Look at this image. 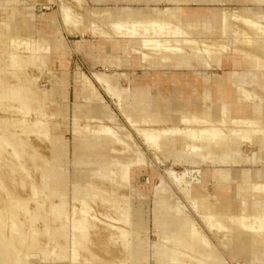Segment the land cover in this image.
Wrapping results in <instances>:
<instances>
[{
    "label": "rangeland",
    "instance_id": "obj_1",
    "mask_svg": "<svg viewBox=\"0 0 264 264\" xmlns=\"http://www.w3.org/2000/svg\"><path fill=\"white\" fill-rule=\"evenodd\" d=\"M61 1H62V3H61ZM151 1H153L154 3L161 4L164 7H162V8H159L157 6L151 7L149 9L150 13L151 12L154 13L155 9H158L161 11V10H164V9L170 8V7L176 8L175 4H173L172 2L166 1V0H162V1L151 0ZM232 2H241V6H238V7L244 8L247 10L251 9L250 10L251 12L256 11L259 13H264V0H231L230 2H225V3L214 2V3H207V4L224 5V6H222V8H225L226 11L230 12V8L232 6H225V5L228 3L230 4ZM125 3L126 2H120L119 0H0V85H3V86L8 85L9 86V88L6 89L7 94L4 93V96L2 95V97H0V119H2V120H0V126H1L0 127V129H1L0 135L2 133H4L2 135L6 136L9 134L8 136L11 137L13 135L10 133H12V130H14L13 133L19 135V136L14 135V137L15 138L16 137H20V138L22 137L21 138L22 140L20 139L19 141L20 142L22 141V143L25 144V147L27 146L26 148L28 149L27 152L25 151V153H26L25 158H24V156H22L21 160L13 158V155H11V158H10V155H7L4 150L1 151L2 154L0 155V181L2 182L3 186H5L9 190L10 193L15 192L13 194H16L17 196L19 193V196L21 198H24L27 200L30 198L29 200H31L33 202L32 203L31 201H27L26 203L23 204V206H21V208H18V210L16 211L18 221L19 222L21 221L22 224L24 222H26L23 224V227L21 230V232L23 231V235H25V237H26L25 238L26 241L24 240L25 243L22 242V244H19L20 242H17L19 247L21 245L20 249L23 247L22 250H20L21 254L23 253L22 254L23 256H20L19 260L21 261L22 264L23 263L28 264V260L25 259V257H27L28 254H31L32 252H34L33 256L39 255V251H40V254L42 252L43 253L45 252L46 253L45 255H47V257H48V253H49V255H51L47 259L49 261L52 258H54L55 256H57V257H59V255L64 256V253H66L67 251L68 252L72 251V245L70 244V242L72 243V241H71L70 237H68V238H67V236L62 237L61 235H60V237H57V236H59V234L58 235L56 234L57 236L54 235L55 233H57L58 230L55 232L56 229H55V227H54L55 230L53 229L52 224L54 222L58 223L57 221H55L58 218L55 217L53 215V213H52V215H50V214H51V209H52L51 207H53L55 205L54 203L57 204V201H59L58 200L59 198L54 197V196H50V194L52 192L48 193V192H50L49 190H51L50 188H48V185H49V187L51 185V188H52L51 183L43 182L42 180L37 181L35 179L34 175L36 173L42 171V168H40L39 166L42 167L43 164L49 165L50 161L55 160L58 163L61 171L64 174H67V177H68L69 184L66 187V191H67L66 192L67 193V214L70 218L71 217L72 218L79 217L78 212L79 211L82 212L81 197H79V196L76 198L73 197L74 196L73 195V184H74L73 181L79 182V178H81V177H86L88 179L91 177L93 178V176H94L93 174L95 173V168H94V166H91V168H89L88 164H86L84 157H83L84 159L81 158L79 160H75V149L77 147H79L80 150H84L83 152L89 153V152L93 151V150L90 151V149H92V148L94 149L97 145H99L101 148L99 141L101 140V142H102L103 136H100V135L105 134V133H103V130L101 129V127L105 123L103 126L106 127V125H108L107 126L108 128L112 127L114 132H113V130L111 132V129H112L111 128L110 132H108V135L105 134L104 139H107V140L109 139L110 142L108 140L107 141L108 144H105L106 145L105 147L107 149H105V147H103V146H102L103 148H101V149H99V147H96L99 149V151H101V150L103 151V149L106 151H109L110 147L113 146L112 145L113 140L111 139V138H113V136H114L115 142H117L116 140L118 137H120V138L122 137L121 139H123L124 142L123 143H115V144L113 143L114 146L111 149V153H109V152L108 153L110 155H112L113 154L112 152L116 153L118 151H120V152L122 151V152H124V154L122 156L124 157V155H126L125 158L127 157V159L128 158H131V159L136 158V156H134V155L140 154L141 155L140 157H142L143 159H142L141 164L134 165L131 168V173H130L131 174V182H130V184H127V185H129V192H130L129 197L124 196V194H126L128 191L126 188H118V189L113 188L114 189L113 190L112 186L109 185L108 181H107L108 183H106V184L102 183L101 185L99 184V185L94 186V184H96L97 182L98 183L104 182V179L98 178L96 180V178H95L96 176L94 177L95 180H94V178L92 179L93 184L91 183L92 184L91 188L93 186V188H95L97 190L95 191V190L91 189V192L93 194H97V195L94 197L95 199L94 198L91 199L92 198L91 196L88 198V201L90 200V202H88V208H89L88 213L89 214L87 213V215L85 217H87L86 221L88 220V223L94 222V225L91 223L88 224L91 226V228L89 231V235L87 236L88 239L87 238L85 239L86 241H88L87 242L88 244H86V243L85 244L89 245V247H94L98 253H96V255L94 254L95 257L92 258L91 256H94V255L90 254L89 251L84 250V246H82V248H81V246H79L78 248H80V249H78V252H79L78 254H80V255H78V260L83 263L84 260L87 258L88 260L87 259L86 260L90 264H115L112 261L108 262L111 259L108 257L113 256L112 253L113 254L117 253L116 255L120 254V251L122 250L120 247L122 246L123 250H124L123 253L125 254L124 256H125V258H127V260H125L126 261L125 264H143V262L146 264H154L155 260H154V257L152 255L153 250L148 246L150 243L149 238L146 239V245L144 246L143 249H141L143 251V255L141 258L135 257V260L132 259L131 255H130V251H126L124 248L128 244V242H130V241L132 243L131 246L134 245L135 242L137 243V240H136L137 233L141 234L143 231H145V233H147L148 237L152 236V238L150 237L151 240L154 239V237H153V235L155 234L154 207H155L156 197L153 194H155V191H157V189L161 192L160 186L161 187L164 186L162 188V192L166 191L165 192L166 194L170 193L172 196L174 195V197H172L171 195H169V197L171 196L172 198H174L175 201H176V199L177 200L179 199L178 201L184 206V211L189 215L191 214L190 217L195 222V224L197 225V228L199 229L201 235H203L210 242V244L212 243L211 248L210 249L208 248L209 253L212 250H213V252L215 251V253H217L218 255H220V257H222L224 259L226 264H241V260L239 262L235 258H233L230 255V249H228L225 246V244L222 242V238L225 237V235H226L225 232H223V231L218 232L216 226H215V228H214V226H210V223H209L210 221L207 220L206 218H203V217H205V215L202 216V214L199 213L200 211L195 209V207L193 205L194 204L193 200L184 194V191H182L183 190L182 187L178 184V183H180L178 180H179V177L185 176L186 180L189 181L191 179L192 181L196 182L197 178H198V167L199 166L200 167L201 166H203V167L213 166V168L214 167L217 168L218 166H220V167L225 168V169H228V168L229 169H233V168L252 169L253 167L262 168L263 171L261 172V174L258 175V177H259L260 181H264V164L262 163V160H263L262 154L260 152H258V161L253 166L250 164H246L244 166H242V165L241 166H231V164L223 165L220 162L221 160L215 155L216 153L213 151L214 148H217V147L219 148L220 147L219 142L224 140V136L218 135V136H215L216 137L215 139L214 138L211 139L212 143L211 142L209 143V146H210V144L215 146L214 148H212V146H210L211 147L210 149L213 151L212 152L213 153L212 158L204 159L209 149L207 150V149L203 148L201 155L198 156L199 157L198 161L201 160L200 164H197V165L196 164H187L183 159L180 158V156H178L179 152L178 151L175 152L172 149H171L172 151L170 153V157L166 158L165 148L158 149L155 146H153L152 144H148L145 136L140 134V131H137L139 129L145 130V131H148L149 129L150 130H160L161 127L163 126L162 120L157 119L158 115L151 116V114H149L148 110L142 111V109H141L142 105L140 102L141 101L147 102V101H149V98H147V97L138 98L137 97V96L142 95L144 93L147 94V93L151 92V89L145 88V87H133V88H131L130 87V84H131L130 80H131L132 73L127 74L126 72H124L125 71L124 69L133 66L131 64L130 60H132V61L134 60L136 62H139L140 64H142L141 65L142 67L143 66L147 67L144 69H149V70L186 69L185 66L183 65V63L185 61H188V63H191V65H193L192 69H194V70L200 69V68L201 69L202 68L211 69V68H213V66H219L220 67L224 59H222L219 62H215V61H213V58H214L213 54L218 56L217 55L218 53L219 54H224V53L226 54L227 53L226 56H229V58H232V57H234V55H233L234 50L232 48H235L236 50L238 49L240 51H241V49L251 50L253 48L252 44L246 42L247 37H246V35H244L242 33L243 31L248 32L250 38H252L254 40L264 41V34L261 32H257V30H259L260 28H262V31L264 30V17L262 16V14L260 15V17L253 16L252 17L253 20H257V21L260 20V22L256 23V26H254V27L251 26V24L248 25L246 23L245 24L229 23V25H226L225 28H223V29L217 28L211 34H207L208 32H206V30L204 29V26L207 24H204L203 21L202 22L201 21H199V22H190L189 21L188 23L184 24L187 27L185 26L186 29L181 30V32H182L181 34H172V32H171L172 30L170 29L169 30L170 32H168V30L165 29L166 27L163 26V24H161L160 22L152 23V21L151 22L146 21L144 23H124L122 25H119L117 28L114 26H112V27L109 26V24H106L107 22L103 21V19L99 20L97 18L96 19L92 18V16L89 14V12H90L93 15V14H95L94 11L97 12V10H99L97 12V14H98L101 11L105 12L106 9H109V8L111 9L114 7L115 8L118 7V9L125 8L126 10L130 9V7H135V6H122V7H120L121 5H124ZM197 3L201 4L199 2H197ZM197 3L195 1V2H191L190 4H197ZM170 4H172V6H170ZM190 4H188V5H190ZM61 5L63 6V8L64 7L66 8L69 16L72 18L69 26H67L66 22L64 21L63 11H62ZM233 6H236V5H233ZM103 7L106 9L104 10ZM99 8L100 9L102 8V10H100ZM138 8H141V7H138ZM180 8H184V7H180ZM84 10L86 11V13L88 11V13L87 14L84 13L85 12ZM43 12H45L46 14H53V16H55V18H56L54 20L55 25L53 28H50L49 26L46 27L45 21H43V24L39 26V27L43 28L44 32H48L47 35H45L44 32L42 33L39 31L36 34H33V31H31V30H33V27L30 25H28L26 28H28V30H30L31 32L28 33L27 31H25L26 29L25 30L22 29V28H24V26H25V24L29 18L34 20L37 17V15H36L37 13H41V14H39V17L44 18L45 14ZM177 17H179L181 19V21L184 20L180 16H177ZM21 18H22V21H24L25 23L23 22V24H21V22H22ZM82 19H83V24H86V26L83 24H80L81 27H79L80 26L79 23H81ZM37 20H42V19H37ZM88 20L89 21L92 20V21L89 22ZM184 21H186V20H184ZM84 26H85V30L87 29L86 31L84 30L85 32L82 30V29H84ZM87 26H88V28H86ZM68 27H69V29H67ZM70 27H72L73 29ZM79 28H82V29L80 30ZM194 28L201 29L200 31L203 34L199 30L197 31ZM75 29L80 30V31H76ZM184 30L186 31L185 33L183 32ZM187 30L188 31L191 30L190 32H195V34L194 35H187ZM82 31L84 33H82ZM109 31H111L112 33ZM56 32H58V35L61 37L65 36L64 37L65 39L63 37H62V39L57 37ZM71 32H73V33H71ZM78 32H79V34H77ZM123 32H124V34H123L124 37H121ZM48 34H51V36L52 35H55V36H53L52 37L53 39H52V38H50L51 36ZM47 36H49V37H47ZM113 37L114 38L117 37V38L121 39V40L116 39V42H114L115 45L113 44V47H112V48H115V47L118 48V50H117L118 55L115 53V51L112 48H106L101 43L99 45H93V44H98L99 42H105L108 45L109 41L107 39L112 40ZM142 39L146 40V42L142 41L143 44L141 43ZM148 39L156 40L155 44H157V45L160 44V45H162V47L165 46L164 47L165 49L164 48L163 49L158 48L159 50L161 49L160 51L164 54H165V52L168 54H174V53L178 54V51L171 50L172 46H173V48H175L174 45H176V47L178 45L180 48L181 47L184 48V51H183L184 53L186 52L189 54H193V53L197 52V54H195V55H198V53H199V56L196 57V56L192 55L191 57L188 56V57L180 58V60H178L176 65H175V63L172 62L171 59L168 61L166 60L165 62H162L159 59H156V60L151 59V61L149 62V60H144V59L138 58V55L136 56V54H135V56L129 58L128 60L125 59L126 58L125 54L128 51V50H126L127 49L126 47H128V46H125V45L130 44L133 40H136L138 43L136 42V43L132 44L131 46L133 47V50L135 49L138 52V51H140L141 46H143V48L151 46V45L147 46L149 44L147 42ZM77 40H80V42H78ZM150 40H148V41L150 42ZM157 41L159 44L157 43ZM167 41L170 42L169 45H168ZM219 41H221V43L218 44V47H217V45L214 46L211 44L212 42H219ZM165 44L167 46H169V48H171V49L167 48V46ZM133 45H136V46H133ZM144 45H146V46H144ZM160 45L158 47H161ZM139 46H140V48H139ZM221 47H223V49ZM217 49H219V50H217ZM220 49H222V51H223L222 53H221ZM133 50L131 48L132 52H129V53L130 54L136 53V52H134L135 50L134 51ZM213 50L214 51L217 50L218 52L216 51L217 53L216 52L214 53ZM225 50H227V51H225ZM206 51L210 52L211 54L207 53ZM261 53H263V52H261ZM208 54H209V56L212 55L211 56L212 58H207V57H209ZM202 55H205L206 57L202 56ZM262 56L264 57V55H262ZM107 59L110 60L111 62L107 61ZM30 60H32V61H30ZM116 61L119 63L127 62L128 66L126 65V66H122V67H117L113 63ZM206 63L208 64V66H205ZM169 65H171V66H169ZM120 69H123L124 71H119ZM96 72H98V73L104 72L103 74L106 73L107 75L115 77L114 79L118 80V82H117L118 84L116 85L117 86V89H116L117 94H120L122 91H124L123 89H125L127 91L126 97H125V100H126L125 105H127L128 113L124 109L123 110L125 111V113H124V111H122L120 109L118 97H116L117 95H114L111 97V95L108 94L106 89H104V86L102 84H100V82L96 79V76H95ZM81 74H85L86 77L92 83H94L93 84L94 89L96 88L95 91L98 89L97 93H95V92L94 93H95V95L99 94L100 98H99V95L98 96L96 95L97 98H93L94 96L91 97L89 94H86V93H88L86 91H85L86 92L85 94H84V91L82 94V92H81L82 90L77 89V87L80 86V84H81L78 80L79 79L78 76H81ZM5 82L7 83V85ZM82 82H83V80H82ZM18 83L21 85H18ZM84 83H86V82H84ZM12 86H14L15 88L19 87V88L25 89L26 91H24V93L27 92V94H28L27 97L23 96L25 98L22 101L20 99L15 100L16 96L12 90ZM247 89L250 91V88L247 87ZM79 90H80V92H78ZM45 92H46V94H45ZM206 92L207 93L205 96L209 100L210 91H206ZM11 93L12 94L14 93L13 96ZM259 93L264 94V90L261 89V91H259ZM127 94H128V96H127ZM21 95H23V91H22ZM87 95L89 98L87 97ZM14 96H15V98H13ZM28 96H29V98H28ZM101 96L103 99H101ZM91 98H92V100L93 99H95V100L98 99V101L102 100V102H103L102 104L104 105V107H105V105L106 106L109 105L106 108L108 109V111L112 112V113L109 112L111 114V115L109 114V117L111 118L110 123L108 122L110 118L108 119V117L106 116L108 119V121H107L103 118L105 116L104 115L102 116V113L104 110L103 105L99 104L98 101L90 102ZM255 100H256V102L259 101L257 98H255ZM89 102L95 103V104L91 105ZM96 102H97V104H96ZM174 102H175L174 99H171V100L168 99L167 100L166 103H168V104H165V105H169L170 111L166 110L164 108L163 112L161 113V117H162V119H167L168 117H170V119H172L173 118L172 116H175L176 119L175 120L173 119L174 122L166 120V121H168L167 124H170V125L173 124L174 126L180 127V126L184 125V122H182V123L180 122L181 119L179 118V116H187L188 114H185L182 112L179 115L178 114L179 112L175 113L176 112L175 108H176L177 104H175ZM88 104H90V105H88ZM100 105L102 108V113H101V109H99L100 111L97 109L98 107L100 108ZM92 106L97 107V108H94ZM90 107H92L93 110L90 109ZM16 108H18V109H16ZM81 108L84 109V111ZM80 110H82V113ZM188 110L191 111L190 109H188ZM85 111H86V113H85ZM193 111H195V112L188 115L187 117H190L191 120H193L197 117V121L193 124V127L196 128V130H201V128H208V126L209 127L211 126L210 121H212L216 118L220 119L222 117L224 118L225 123H223L221 125H217L221 128H224L226 130L234 129V130H238V131H242V130L245 131V130L249 129V126H247L248 124H245L242 120V119H244V117L243 118L241 117L242 118L241 119L237 116H232V112H228V111L220 112L219 111L218 113H215L211 116L210 113H208V112L203 113V112L198 111L197 109L193 110ZM78 112L81 113L80 117L78 116ZM215 112H217V111H215ZM99 113H101V114L99 115ZM61 114H63V115H61ZM112 114L115 117H113ZM124 114H127V116ZM90 115H92L93 118L90 117ZM100 116H102V118L104 119V120L102 119L103 121L100 119L101 118ZM132 116H133L134 122L131 120ZM228 117L236 118L235 120H233L235 122H233V123L228 122L226 120V119H228ZM77 119H79L78 120V122H79L78 126H80V127H78L80 129H78V128L77 129L82 134L81 135L82 138L80 136L78 141H77V138H76L75 132H74V123L76 122ZM4 120H5V122H3ZM97 120H99V121L97 122ZM239 120H242L241 124L239 123ZM101 121H102V124H101ZM131 121L133 123H131ZM203 121H208V123H204ZM250 121H252V120H250ZM1 122L3 124H1ZM99 122H100V124H99ZM21 123H23V126ZM99 125L101 126L100 128H99ZM85 126H87V127H85ZM89 127H91V128L89 129ZM86 132L88 133V135ZM99 132H100V134H99ZM113 133H116V134H113ZM83 135H85V136H83ZM89 135H90V137H89ZM111 135H112V137H111ZM227 135H229L230 137H234V136L230 135V132H227ZM91 136H92V138H91ZM94 136L96 138H94ZM115 136H116V138H115ZM204 136L207 137V135H204ZM217 137H220L222 139L217 138ZM51 138L60 140L59 144H58V148L60 151L59 154L52 153V150H51L52 148L50 149V147H51L50 145H52L53 143H51L50 140L51 141H54V140ZM90 139H92V140H90ZM95 139L96 140L98 139L99 141L97 140V142H96ZM104 139H103V141H104ZM93 140L96 142V144L94 143ZM89 141L93 142L94 144L93 143L89 144ZM163 141H165V140L162 139L161 142H163ZM204 142H206V141H204ZM245 143H250V142L244 141V142H242L241 146ZM217 144H218V146H217ZM44 146H46V147L44 148ZM251 146H252L251 143L245 144L243 146V148H241L242 153L244 152L243 153L244 155H252V152H251V154H245V153H250V147ZM29 147L32 149V151H30ZM114 147L118 148V151ZM33 148H34V150H33ZM252 148H253V146H252ZM98 149L94 150L96 154H97L96 151ZM217 149H216V151H217ZM99 151H98V153H99ZM136 151H137V153H136ZM28 152H30L31 154L33 152L34 155H31ZM93 152L91 153V155L95 154ZM27 153L29 155H27ZM29 156H30V158H29ZM44 156H46V157H44ZM82 156H84V154ZM86 156H87V154L85 155V157ZM2 157H4V158H2ZM26 157L28 158V160H30L31 158H34L35 164H33V162H31V160H30L31 163L27 164L26 163V161H27ZM91 157H89V154H88V158L87 157L86 158L90 159ZM113 157L114 156H112V159H113ZM7 158H9V159H7ZM112 159L110 157L111 161H112ZM205 160H206V162H205ZM24 161L26 164L24 163ZM24 164L27 165V167L21 166V165L24 166ZM28 165H29V167H28ZM48 165H47L48 168L43 166L44 169L47 168V170H48L49 169ZM30 166L32 167L31 168L32 170L29 171ZM37 167H39V168H37ZM25 168L26 169L28 168V171ZM210 168L213 169L212 167H210ZM23 170H24V172H23ZM143 177H145V178H143ZM148 177H150V184L146 185L145 181L147 180L146 178H148ZM140 179H141V181H140ZM90 181H91V179H90ZM22 182L24 183L23 185H22ZM31 182H33V183H31ZM33 184H35L37 187ZM193 185H194L195 189H198L197 191H200V192H198L199 194L201 192L203 193V194L201 193L203 196L208 194L207 192L212 191V182L211 181H208L205 184L206 185L205 188H201L200 184H198V183H194ZM32 186H35L37 188L36 190H38V192H36L37 193L36 195H34L32 193V189H31ZM43 186H45L46 188L45 187L43 188ZM153 187H156L157 189H155ZM46 189H49V190H47V193L45 191ZM105 189H107L108 192H107V190L104 191ZM98 190H100L99 191L100 194H99ZM235 190H236V193H238L239 195L241 194V189L236 188ZM41 192H42V194H41V198H40V196H38V195H40ZM254 192H256V190ZM45 194H47V195L45 196ZM5 196H6L5 192H4L3 188H1V186H0V207L2 209V210L0 209L1 210L0 212L2 213V214L0 213V216L5 213V212L3 213V209H4L3 207H6L7 203H9L8 199H6L7 196L6 197ZM33 196H36V199L38 198L39 200H35V197L32 198ZM2 197H3V199H2ZM43 197H45L46 200H42V199H44ZM258 197L260 198L261 195H258ZM262 197H264V196H262ZM47 198L48 199L53 198L54 202L52 200H48ZM54 198H56V199H54ZM123 199H125V200H123ZM209 199H210L211 203L216 202V198L213 195L212 196L210 195ZM33 200H35V201H33ZM37 201L39 204L41 202L44 203V201L46 204L48 203L47 209L42 208V207H41L42 208L41 209L40 206L37 207V205H36V204H38ZM49 202L50 203L52 202L53 205H50ZM90 203H91V205H89ZM36 207L39 209H37ZM91 207H92V210H90ZM243 208L244 209L241 212L246 214V215L248 214V216L252 215V214H256V215L258 214L257 210H259V208L258 209L256 208L257 210L255 209L256 210L255 212H254V210H252V212H248L246 210L247 208L245 209L244 205H243ZM49 209H50V211H49ZM37 210H39V211L36 212ZM4 211H5V209H4ZM27 211H28V213H27ZM32 211H34L33 214L32 215L29 214V212L32 213ZM75 212L78 213L77 216H75V214H76ZM125 212L127 214H129L127 217L128 219L125 216L126 215ZM70 214H71V216H70ZM4 215L0 218H1V220L3 218V220L5 222L2 220L4 223L2 221H1V223L3 224L5 229H8V227L11 226V224H10V221L8 222V219H6V215L5 216ZM29 215H31L32 217L30 216L31 217L30 218ZM43 215H44V217H43ZM45 215H46V217H49V218H46V221L44 220ZM81 215H80V217H81ZM89 215H90V217L91 216L96 217L97 220L93 221L92 220L93 218H90ZM50 216H53V217L50 218ZM88 217H89V219H88ZM19 218H22V219H19ZM32 218H34V219L37 218L36 219L37 221L33 219L31 222ZM52 218L55 220L51 224L50 221L52 220ZM47 219H49V220H47ZM126 219H127V221H126ZM214 219H215L214 223H217V224L221 223V222H218V220H216V218H214ZM246 219H249L248 221L251 223L254 221V220H252V219H254V216H252V218L250 216H249V218L246 217ZM6 220H7V222H6ZM207 221H209V222H207ZM59 222H63L62 219H60ZM253 225H258V223L255 224V222H253ZM140 226H142L143 230L142 229L139 230ZM118 228H120V229H118ZM123 229H125L127 231L128 234H125V235H129L128 237H126V236L123 237L122 233H120L121 231H124ZM241 229H242V227H241ZM126 231H124V233H126ZM263 232H264V229H263ZM110 234H114L113 239L110 238L111 237ZM142 234H144V233H142ZM106 235H109V236H106ZM55 236L58 238V241H55V239L53 238ZM120 236H121V238H120ZM16 237H17V235H15L14 238H16ZM59 238H61V239H59ZM65 238H67L68 240ZM105 238H107L108 240H106ZM125 238H127V239H125ZM34 239L36 242L33 241ZM124 239L126 242L124 241ZM92 241H93V243H92ZM110 241L112 243H110ZM15 242H16V240H15ZM59 242L64 244L63 246H65L66 249L63 248ZM108 242H109V244H108ZM169 242H168L167 246L169 245ZM29 243H31V244H29ZM36 243L39 245H37ZM173 243H174V241L170 242V245H174ZM31 245H34L35 247L33 246L31 248L30 247ZM26 246H29L30 248L28 249V247H27V249H26ZM33 248H36V250L37 249H44V248L45 249H44V251L42 250V252H41V250H39V251L37 250L38 251L37 252L36 250H33ZM116 248L120 250V251L118 250L119 253L117 250H115ZM30 249H31V252L29 251ZM60 249H62V250H60ZM110 249L112 252L111 254L108 253V251H110ZM112 249H113V251H112ZM136 249L138 251L139 247H137ZM63 251H65V252L63 253ZM115 251H116V253H114ZM56 252L58 255L56 254ZM192 252H194L193 254H196V251H192ZM54 253H55V255H54ZM79 256H80V259H79ZM104 256L107 258H104ZM205 258H206V256H205ZM93 259L95 262L92 261ZM208 259H210V258H208ZM208 259L206 261L203 260L204 263H202V261L200 263L205 264L206 262L211 261V259L210 260H208ZM142 260H143V262H142ZM62 262H65L64 264H71L68 259L67 260L63 259ZM187 263L190 264V262H187ZM187 263H185V264H187ZM195 263L196 262H194L192 264H195ZM57 264H59V263H57ZM117 264H119V263H117ZM197 264H198V262H197ZM250 264H264V261H262V262L252 261Z\"/></svg>",
    "mask_w": 264,
    "mask_h": 264
},
{
    "label": "bare ground",
    "instance_id": "obj_2",
    "mask_svg": "<svg viewBox=\"0 0 264 264\" xmlns=\"http://www.w3.org/2000/svg\"><path fill=\"white\" fill-rule=\"evenodd\" d=\"M160 1H162V0H160ZM166 1H169V2H172L173 4H175L176 8L170 7V8H166L164 10H161V11L158 9H155V10L153 9L155 12L150 13L149 12L150 8L130 7V9L126 10L125 8L118 9V7H116V8L114 7L111 9L110 8L106 9L103 7L104 10L106 9L105 12L101 11L97 14V12L99 11V10H97V12L94 11V13H95V14H93L94 16L90 12H89V14L92 16V18H95V19L97 18L99 20L103 19V21L107 22L106 24H109V26H111V27L114 26V27L118 28L119 25H122L124 23H144L146 21H150V22L152 21V23L160 22L161 24H163V26L166 27L165 29H167L168 32H170L169 30L171 29L172 34H181L182 33L181 30L186 29L185 28L186 25H184V24L188 23L189 21H184V20L181 21V19L177 16H180L183 18V17H186L188 15L190 17V14H187L185 16V14H184V13H186L185 9L180 8V7H183V5H188L191 2H195V1H196V3L199 2L201 4H207V3H214V2L225 3V2H230L231 0H166ZM61 3H62V1H61ZM207 9H209V8H207ZM100 10H102V8ZM187 10H190V9L187 8ZM250 10L240 8L238 6H232L230 8V12L226 11L225 8H222V7L214 8L211 11V14L213 17L210 19L208 16V18H209L208 21L202 20L204 22V24H207L204 26V29L206 30V32H208L207 34H211L217 28H220V29L225 28L226 25H229V23H232V24H234V23L245 24L246 23L248 25L251 24V26L254 27V26H256V23L260 22V20H258V21L253 20L252 17L253 16L260 17L261 14L264 17V13H259L256 11L251 12ZM62 11H63L64 21L66 22V25L69 26L72 18L69 16L66 8L65 7L63 8V6H62ZM197 11H198V9H197ZM204 11L200 10L198 13L196 12L197 16L198 17H207L204 14ZM193 12H195L194 9H193ZM84 13H86V11ZM87 13H88V11H87ZM191 14H192L191 16L193 18L194 13H191ZM206 14H208V13L206 12ZM209 14H210V12H209ZM185 20H186V18H185ZM196 20H197V18H196ZM90 21H92V20H90ZM80 24H83V19H82L81 23H79V25ZM83 25L86 26V24H83ZM85 26H84V29H82V28H79V29L80 30L82 29L84 31ZM79 27H81V25ZM70 28H72V27H70ZM86 28H88V26ZM67 29H69V27ZM194 29L197 31L201 30V29H197V28H194ZM80 30H76V31H80ZM83 31H82V33L85 32V31L84 32ZM190 31L191 30H189V31L187 30V35H194L195 34V32H190ZM109 32H111V31H109ZM183 32L185 33L186 31L184 30ZM257 32H261L264 34V30L262 31V28L257 30ZM71 33H73V32H71ZM242 33L244 35H246V37H247L246 42L252 44L253 48L251 50L241 49V51L238 49L236 50L235 48H232L234 50V54H233L234 57H232V58L236 61L239 59L238 62H240L241 66H243L245 69V72L233 74V76L236 80L234 82V87H233V99L236 102L241 101V102L251 103V106H252L251 116L250 117H244V119H242L243 117L241 118L245 124H248L247 126H249V129H247L245 131H243V130L238 131V130H234V129L226 130L224 128H221L217 125H221V124L225 123V120L222 117L220 119L216 118V119L210 121V125H211L210 127L208 126V128H201V130H196V128L193 127V124L197 121V117L193 120H191L190 117H187L188 115L192 114L195 111H193V110L189 111L188 109L181 107L179 104H177V106L175 108V110H176L175 113L179 112L178 113L179 115L182 112L185 114H188L187 116H179V118L181 119L180 122L181 123L184 122V125L180 126V127L174 126L173 124L170 125V124H167L168 121H166V120L174 122V120L176 119L175 116H172L173 117L172 119H170V117H168L167 119H162V117H161V113L163 112L164 108L166 110L170 109L169 105H165V104H168V103H166L168 100L167 97L162 96V97L157 99V98L153 97L151 92H149L147 94L144 93L142 95L137 96L138 98H145V97L149 98V101H147V102H144V101L140 102L142 105V108H141L142 111L148 110V112H149V114H151V116L158 115L157 119L158 120L161 119L163 122V126L161 127L160 130H150L149 129L148 131H145V130L139 129L137 131H140V134L145 136L148 144H152L153 146H155L158 149L165 148L166 158L170 157V153L172 150L175 152L178 151L179 152L178 156H180V158L183 159L187 164H196L197 165V164L201 163V160L198 161V158H199L198 156L201 155L202 149L205 148V149H207V150L209 149V150H208L204 159L212 158V155H213L212 152L214 151L216 153L215 155L221 160L220 162L223 165L231 164V166H241V165L244 166L246 164H250L253 166L258 161V152H260L262 154V157H263L262 163L264 164V94L259 93V91H261V89L264 90V57L262 56V55H264V41H258V40H254V39L250 38L248 32H246V31H243ZM77 34H79V32ZM123 34H124V32L122 33L121 37H124ZM144 39L141 40V43H142V41L146 42V40H144ZM148 40H150V39H148ZM148 40H147V42L149 44L147 43L148 44L147 46H149V45H151V46L143 48V46L140 45L141 49L138 52L135 49H134L135 50L134 51L133 47L131 46L132 44L137 42L136 40H133L130 44L125 45V46H128V47H126L127 48L126 50H128V51L125 54V57H126L125 59L128 60L129 58L135 56V54H136V56L138 55V58H141L144 60H149V62L151 61V59H153V60L159 59L162 62H165L166 60L168 61L171 59L172 62L175 63V65H176V63L178 62V60H180V58L188 57V56L191 57L192 55H194L196 57L199 56V53H198V55H195V54H197V52L193 53V54H189L186 52L184 53L183 52L184 48L183 47L180 48L178 45H177V47H176V45H174L175 48H173V46L172 47L170 46L172 48L171 49L166 44L165 45L167 46V48H169L171 50L178 51V54H176V53L168 54L166 52L164 54L160 50L163 49L165 46L162 47V45H160L157 41V43L161 46V47H158L159 45L155 44L156 40L151 39L150 42ZM167 43L169 45L170 42L167 41ZM220 43H221V41L212 42L211 44L214 46L217 45V47H218V44H220ZM136 45H133V46H136ZM140 46H139V48H140ZM144 46H146V45H144ZM131 48L136 53L130 54L129 52H132ZM158 48H161V49L159 50ZM221 48L223 49V47H221ZM222 49H220L221 53L223 52ZM217 50H219V49H217ZM216 51H214V53ZM225 51H227V50H225ZM261 52H263V53H261ZM207 53H210V52H207ZM213 55H214L213 61H215V62H219L222 59H228L229 58V56H226L227 53L226 54L225 53L224 54L218 53L217 54L218 56H216L215 54H213ZM202 56H205V55H202ZM208 56H209V54H208ZM211 56L212 55H210L207 58H212ZM30 61H32V60H30ZM107 61L111 62L108 59H107ZM113 63L117 67H122V66H126V65L128 66L127 62L119 63L116 61ZM183 65L185 66L186 69H192V66H193V65H191V63H188V61H185L183 63ZM169 66H171V65H169ZM205 66H208V64L206 63ZM143 68H147V67L143 66ZM188 71H190V70H188ZM103 73L96 72L95 73L96 79L100 82V84H102L104 86V89H106V91L108 92V94L111 95V97L114 95H117L116 97H118L120 109L122 111L125 110L128 113L127 105H125L126 104L125 97H126L127 91L125 89H123L124 91H122L120 94H117V92H116L117 86L116 85L118 84L117 83L118 80L114 79L115 77H112V76L107 75L106 73L105 74H103ZM182 75H180V76H182ZM78 77H79L78 80L81 84H80V86H78L79 88L77 87V89H81L82 94H83V91H84V94L86 92H88L86 94H89L91 97L94 96L93 98H97V96L99 94H96L97 96L95 95V93H97L98 89L95 91L96 88L94 89V85H93L94 83H92L86 77L85 74H81V76H78ZM187 77H188V75H187ZM195 79L196 78H194V80ZM82 80H83V82H82ZM183 80H184V78H183ZM221 80H224V79H221ZM84 82H86V83H84ZM191 84H192V82H191ZM199 84H201V83H199ZM6 85H7V83H6ZM18 85H21V84L18 83ZM249 86L252 87V88H250V91L247 89V87L249 88ZM187 87H186V89H187ZM222 87H224V85ZM7 88H9L8 85L7 86L0 85V97H2V95L4 96V93L7 94V92H6ZM220 89H221V87H220ZM12 90L16 96V98H15V96L13 97V98H15V100L20 99L22 101L28 95L27 92L24 93V91H26L25 89H22L19 87L15 88L14 86H12ZM22 91H23V95H21ZM78 92H80V90ZM13 94H12V96H13ZM45 94H46V92H45ZM23 96H25V97H23ZM127 96H128V94H127ZM175 96H176V94H175ZM87 97H88V95H87ZM28 98H29V96H28ZM99 98H100V95H99ZM255 98H257L259 101L256 102ZM101 99H103L102 96H101ZM90 100H91L90 102L98 101V99L92 100V98ZM209 100H210V98H209ZM98 102H99V104L103 103L102 100L98 101ZM90 104L94 105L95 103H90ZM90 104H88V105H90ZM96 104H97V102H96ZM108 106L105 105V107H104V105H103V107H104L103 113L104 114L102 113L101 105H100V108L99 107L97 108L94 106H92V107L97 108L98 110L101 109L102 116L103 115L105 116L103 118L108 121V119L110 118L109 112H111V111H108V109L106 108ZM92 107H90V109H92ZM231 107L232 106L228 102L226 103V102H222V101L219 102L218 101V103L212 102L209 105L203 104L197 110L200 112H203V113L208 112L212 116L213 114L218 113L219 111L220 112H222V111L232 112ZM16 109H18V108H16ZM82 110L84 111V109H82ZM82 110H80L81 113H82ZM125 111H124V113H125ZM215 111H217V112H215ZM81 113L78 112L79 117L81 116ZM85 113H86V111H85ZM101 113H99V115ZM61 115H63V114H61ZM124 115L127 116V114H124ZM102 116H100L101 120L103 119ZM106 116L108 117V119ZM112 116H113V114H112ZM90 117H92V115H90ZM113 117H115V116H113ZM235 119L236 118L228 117V119H226V120L228 122L233 123V122H235V121H233ZM0 120H2V119H0ZM78 120L79 119H77L76 122L74 123V132H75V136L77 138V141L79 140L80 136L82 135L81 132L78 130V129H80V128H78V127H80V126H78V124H79ZM99 120H97V122ZM110 120H111V118L108 121L109 123H110ZM131 120L134 122L133 116H132ZM242 120H239L240 124H241ZM250 120H252V121H250ZM102 121H101V124H102ZM132 121H131V123H133ZM3 122H5V120ZM203 122L208 123V121H203ZM1 124H3V123L1 122ZM21 124L23 126V123H21ZM99 124H100V122H99ZM103 125H102V127L99 125V128L101 127V129L103 130V133L108 135V132H110V129L112 127L108 128L107 127L108 125H106V127ZM85 127H87V126H85ZM90 128L91 127H89V129ZM112 130H113V128L111 129V132H112ZM13 132H14V130H12V133H10L13 135V136L10 135L11 137L8 136L9 134L8 135L5 134L7 137L2 135L4 133H2L0 135V155L2 154L1 151L4 150L7 155H10V158H11V155H13V158L21 160L22 156H24V158H25V155H26L25 151L27 152L28 149L26 148L27 146L25 147V144H23L22 141L21 142L19 141L22 137L21 138L20 137L15 138L14 135H17V134H14ZM113 132H114V130H113ZM227 132H230V135H232L234 137H230L229 135H227ZM99 134H100V132H99ZM105 134L104 135L101 134L100 136H103L102 138L104 139ZM113 134H116V133H113ZM87 135H88V133H87ZM90 135H89V137H90ZM204 135H207V137H205ZM218 135L224 136V140L219 142V146H220L219 148L217 147L218 146V144H217L216 147L218 149L214 148L215 146L210 144V146H212V148H214L212 151L210 149L211 147L209 146V143L210 142L212 143L211 139H213V138L215 139L216 138L215 136H218ZM17 136H19V135H17ZM83 136H85V135H83ZM116 136H115V138H116ZM111 137H112V135H111ZM81 138H82V136H81ZM91 138H92V136H91ZM94 138H96V137L94 136ZM121 138L118 137L116 140L117 142H115L114 136L111 139L113 140L114 144L115 143H123L124 141ZM217 138H220V137H217ZM51 139H53V138H51ZM103 139H102V142H101V140L99 141L97 139L99 141V144L101 145V148L105 147L106 146L105 144H108L107 141L109 140V139L108 140L104 139V141H103ZM162 139L165 141L161 142ZM220 139H222V138H220ZM53 140L54 141L50 140V142L53 143L52 145H50L51 146L50 149L52 148L51 149L52 153L59 154L60 151L58 148V144H59L60 140L59 139H53ZM90 140H92V139H90ZM97 140L95 139L96 142H97ZM95 141H94V143L96 144ZM204 141H206V142H204ZM244 141H249L252 144V146L254 148L252 150V155H244L242 153L241 144ZM109 142H110V140H109ZM92 143L93 142L89 141V144H92ZM113 143H112V145L114 146ZM45 147L46 146H44V148ZM96 147H99V149H101L99 145H97ZM96 147L94 149L93 148L90 149V151L91 150L94 151L95 149H98ZM112 147H110L109 151H106L104 149H103V151L102 150L99 151V149H98L96 151L97 154L95 153V151L94 152L92 151L93 153H95L94 155H91L92 152H89V153L83 152L84 150H80L79 147H77L75 149V160L85 158V161H86V164H88V167L91 168V166H94V168H95V173L93 174L94 175L93 178L96 176L95 177L96 180L98 178L104 179V182H100V183L97 182L98 184L96 183V184H94V186L99 185V184L101 185L102 183L106 184L109 182V185L112 186V189L113 188L114 189L126 188L128 191L126 194H124V196L129 197V195H130L129 194L130 193L129 192V185H127V184H130V182H131V174H130L131 168L134 165L141 164L143 158L140 157L141 156L140 154H136V155H134V156H136V158H133V159L128 158L127 159V157L125 158L126 155H124V157L122 156L124 154V152L118 151V148H116V147H114V148H116L118 152H116V153L112 152L113 154L110 155L109 153H111ZM105 149H107V148L105 147ZM216 149H217V151H216ZM33 150H34V148H33ZM30 151H32L31 148H30ZM98 151H99V153H98ZM33 152H32V154L30 152H28V153H30L31 155H34ZM28 153H27V155H29ZM136 153H137V151H136ZM83 154H84V156H82ZM86 154H87V156H86L87 158H88V154H89V157H91V156L92 157L90 159H87L85 157ZM112 156H114L113 159H112ZM44 157H46V156H44ZM110 157H111L112 161L110 160ZM2 158H4V157H2ZM29 158H30V156H29ZM7 159H9V158H7ZM30 160H31V162H33V164H35L34 158H31ZM30 160H28V158H27L26 163L27 164L31 163ZM205 162H206V160H205ZM24 163H25V161H24ZM25 164H24V166L23 165H21V166L27 167V165H25ZM47 165L43 164L42 167L39 166L40 168H42V171L36 173L34 176H35V179L37 181L42 180L43 182H47V183L52 184V188H51V185H50V187L48 185V188H50L51 190L46 189L45 191H46V193H47V190L50 191L48 193L52 192L51 193L52 195L50 194V196H54V197L59 198L58 199L59 201H57V204L54 203L55 205L53 207H51L52 209H51V214H50V215H52V213H53V215L55 217H57L58 219L55 220L52 218L50 223L52 224L54 222V220L58 222V223L54 222L52 224L53 229H54V227L56 229V230L54 229L55 232L58 230L57 233H55L54 235L59 234V236H57V235L56 236L60 237V235H61L62 237L67 236V238L68 237L71 238L72 243L70 242V244L72 245V251L71 252L67 251L66 253H64L65 251H63L64 256H60V255H59V257L55 256L54 258H52L53 260L51 259L48 261L47 259L51 255H49V253H48V257H47V255H45L46 253L42 252V250L44 251L45 248L44 249H37L38 251L41 250L42 253L40 254V251H39V255L33 256L34 252H32L31 254H28V256L25 257V259L28 260V264H57V263H59V264L63 263L64 264L65 262H62L63 259H66V260L68 259L71 264H90L87 261L88 260L87 258H86L87 260L83 259L84 260L83 263L78 260V255H80V254H78L79 253L78 249H80L78 247L81 246V248H82V246H84V250L89 251V253L92 255H94V254L96 255V253H98L94 247H89V245H86V244H88L87 243L88 241L85 240L87 238V236L89 235V231L91 228V226L88 225L91 222L88 223V220L86 221L87 217H85L87 215L88 209H89L88 208V202H90V200L88 201V198L91 196L92 197L91 199H93L97 195V194H93L91 192V189H93L95 191L97 190V189L93 188V186L91 188V185L93 184V181H92L93 178L91 177L88 179L86 177H81V178H79V182L73 181L74 182V184H73V195L74 196L73 197H75V198L78 196L81 197L82 212L77 211L79 213V215H78L79 217H74V218L71 217L72 218L71 219L67 214V193H66L67 191H66V187L69 184L67 174H64L61 171L58 163L55 160H52L49 162V165H48L49 169L48 170H47V168H48ZM43 166H45L47 168L44 169ZM28 167H29V165H28ZM39 167H37V168H39ZM210 167L213 168V166H209V167H203V166L200 167L199 166L198 167V178H197L196 182L192 181L191 179L188 181V180H186L185 176H181V177H179L178 181L180 183H178V184L182 187V189H183L182 191H184V194L193 200V202H194L193 205H194L195 209L199 210L200 211L199 213H201L202 216L205 215V217H203V218H206L207 220L210 221V222L207 221L210 223V226H214V228L216 226L218 232L219 231L225 232L226 235H225V237L222 238V242L225 244V246L228 249H230V255L233 258H235L239 262L241 259H245L246 261L241 263V264H248L249 262L251 263L252 261H257V262L264 261V232H263V229H264V197H262V196H264V194H263L264 193V191H263L264 190V181H260V179L258 177V175L261 174L263 169L262 168H255V167H253L252 169H243V168L225 169V168H222L220 166H218V167L216 166L217 168L214 167L213 169H211ZM31 168L32 167L30 166L29 171L32 170ZM26 170L28 171V168ZM23 172H24V170H23ZM95 178H94V180H95ZM90 179H91V181H90ZM146 179L147 180L145 181V184L146 185L150 184V177H148ZM140 181H141V179H140ZM208 181L212 182V191L207 192L208 194H206L205 196L202 195L203 194L202 192H201L202 194L200 193L201 194L200 195L198 193L200 191H197L198 189H195L193 184L198 183V184H200L201 188H205V186H206L205 184ZM31 183H33V182H31ZM23 184L24 183L22 182V185ZM33 185H35V184H33ZM0 186H1V188H3L5 195L7 196L6 199H8V201H9V203H7V205L5 204L6 207H3L5 209V211L3 209V213L5 212L4 214L6 215V219H8V222L10 221V224H11V226H9L8 229H5L3 224L1 223L3 218H2V220L0 218V264H22L19 259H20V256H23L22 255L23 253L21 254V251H20V250H22L23 247L20 249L21 245L19 247L17 242H20L19 244H22V242H24V240L26 238L25 235H23V231L21 232L23 224L26 222H24L22 224L21 221L20 222L18 221L16 211L18 210V208H21V206H23L24 203H26L27 201H31V200H29L30 196L28 197L29 199L27 200V199L21 198L19 196V193H18V196L16 194H13L15 192L10 193L9 190L5 186H3L1 181H0ZM35 186L31 187L32 193L34 195H36L37 194L36 192H38V190H36L37 186L36 187ZM44 187L45 186H43V188ZM163 187L160 186L161 192L156 187H153V188L157 189V191H155V194H153L156 197L155 207H154V228H155V234L153 235L154 239L151 240L152 236H150L151 238L148 237L147 233H145V231H143L142 233H144V234L141 233L143 236L140 233H137V237H136L137 243L135 242V244L132 245L133 247L131 246V244H132L131 241L128 242L127 245L124 243L126 245L124 249L126 251H130V255H131L132 259L135 260V257L136 258L142 257L143 251L141 249L144 248V246L146 245V239L149 238L150 243L148 246L153 250L152 255H153L154 260H155L154 264H185L187 262H190V264H192L194 262H196L195 264H197V262H198V264H199L201 261H202V263H204V261H206L208 258H210L211 261L206 262L205 264H226L224 259L222 257H220V255L215 253V251L213 252V250H212L209 253L208 248L209 249L211 248L212 243L210 244V242L203 235H201L199 229L197 228V225L195 224V222L190 217L191 214L189 215L184 211V206L178 201L179 199L178 200L176 199V201H175L174 198H172V197H174V195L172 196L170 193H168L169 192L168 190H167L168 194L165 193L166 191L162 192ZM236 188L241 189L240 195L238 193H236V190H235ZM106 190L107 189H105L104 191H106ZM255 190H256V192H254ZM99 191L100 190H98V192ZM107 192H108V190H107ZM41 194H42V192L40 193V195H38V196H40V198H41ZM99 194H100V192H99ZM46 195L47 194H45V196ZM169 195H171L172 197L171 196L169 197ZM210 195L211 196L213 195L216 198L215 203H211V201L209 199ZM258 195H261V197L259 198ZM34 197H35V200H39L38 198L36 199V196H33L32 198H34ZM43 198L44 199H42V200H46L45 197H43ZM2 199H3V197H2ZM54 199H56V198H54ZM35 200H33V201H35ZM48 200H52L54 202L53 198L52 199L49 198ZM123 200H125V199H123ZM37 203H38V201H37ZM51 203H50V205H53V203L52 204ZM38 204H36L37 207L40 206V208L42 207V208L47 209L48 203L46 204L45 201H44V203L41 202L39 205ZM89 205H91V203ZM243 205H244L245 209L247 208L246 210L248 212H252V210H254V212H255L259 208V210H257V212H258L257 215L256 214L249 215L251 218H252V216H254V219H252V220H254L253 222H255V224L258 223V225H253V222L250 223L248 221L249 219H246V217L249 218V216H248V214L246 215V214L241 212L244 209ZM0 209H1V207H0ZM37 209H39V208H37ZM90 210H92V207L90 208ZM38 211L39 210H37L36 212H38ZM49 211H50V209H49ZM33 212L34 211H32V213L29 212V214L32 215ZM126 212H125V214H126L125 216L127 218L129 214H127ZM27 213H28V211H27ZM78 213H76L75 216H77ZM3 215H1L0 217H2ZM31 215H29V217ZM80 215H81V217H80ZM70 216H71V214H70ZM43 217H44V215H43ZM51 217H53V216H50V218ZM89 217H90V215H89ZM89 217H88V219H89ZM46 218H49V217H46V215H45V219H44L45 221H46ZM90 218H93L92 219L93 221L97 220V218L94 216L93 217L91 216ZM214 218H216V220H218V222H221V223H218V224L214 223V221H215ZM19 219H22V218H19ZM33 219L34 218L31 219V222ZM36 219H34V220H36ZM60 219H62L63 222H59ZM127 219H126V221H127ZM47 220H49V219H47ZM6 222H7V220H6ZM91 224L94 225V222ZM241 227H242V229H241ZM118 229H120V228H118ZM140 229L143 230L142 226H140L139 230ZM123 230L126 231L125 229H123ZM124 231H121L120 233H122L123 237L124 236L128 237L129 235H125V234H128L127 231H126V233H124ZM10 235L12 237L13 236L15 237V235H17V237L12 238ZM113 235L114 234H110V236H111L110 238L113 239ZM56 236L53 238L55 239V241H58V238ZM106 236H109V235H106ZM121 236H120V238H121ZM61 238H59V239H61ZM67 238H65V239H67ZM105 239L108 240L107 238H105ZM125 239H127V238H125ZM125 239H124V241H125ZM15 240H16V242H15ZM172 240L174 241V243H173L174 245H170V242H173ZM33 241H35V239ZM168 242H169V245L167 246ZM59 243L62 245L63 248H65V246H63L64 244H62L61 242H59ZM92 243H93V241H92ZM110 243H112V242L110 241ZM29 244H31V243H29ZM108 244H109V242H108ZM37 245H39V244H37ZM33 246L34 245H31L30 247L32 248ZM136 246L139 247L138 251L136 249L137 248ZM27 247H28V249L30 248L29 246H26V249H27ZM120 248L122 249L121 251L117 248L115 249L117 251L118 250L120 251V254H118V255H116L117 254L116 251L114 252L116 254H113L111 252V249H110V251H108L109 254L112 253V255H113V256L108 257V258H111L110 261H108V262L112 261L115 264H117V263L125 264L126 263L125 260H127V258H125V256H124L125 254L123 253V251H124L123 247L121 246ZM113 249H112V251H113ZM33 250H36V248H33ZM60 250H62V249H60ZM29 251L31 252V249ZM119 251H118V253H119ZM192 251H196V254H193L194 252H192ZM56 254H57V252H56ZM54 255H55V253H54ZM95 255L91 256V257L93 258V257H95ZM205 256H206V258L207 257L208 258L206 259ZM104 258H107V257L104 256ZM32 259H35L38 261H32ZM79 259H80V256H79ZM210 259H208V260H210ZM92 261L95 262L94 259ZM142 262H143V260H142ZM202 263H200V264H202ZM143 264H146V263L143 262Z\"/></svg>",
    "mask_w": 264,
    "mask_h": 264
},
{
    "label": "crops",
    "instance_id": "obj_3",
    "mask_svg": "<svg viewBox=\"0 0 264 264\" xmlns=\"http://www.w3.org/2000/svg\"><path fill=\"white\" fill-rule=\"evenodd\" d=\"M119 1L120 2H126L124 5H121L120 7H122V6H135V7H141V8H151V7H155V6H157L159 8L164 7L163 5L158 4V3H154L151 0H132V1L131 0H119ZM233 5L241 6V2H232L230 4L229 3L226 4L225 6H233ZM170 6H172V4H170ZM222 6H224V5H221V4L183 5L185 12H186V13H184L185 16L187 14H190V17L187 15L186 17H183V19L185 20V18H186V21H190V22H199L202 20L208 21L209 18L211 19L213 17L211 14V11L214 8H219ZM187 8L190 10H187ZM207 8H209L210 10ZM193 9L195 12H193ZM197 9H198V11H197ZM200 10H202V11L205 10L204 14L207 17H198L197 13ZM206 12L208 14L210 12V14L208 15V14H206ZM43 13L45 14L44 18L39 17V14H41V13H37L36 14L37 17L34 20L29 18L27 20L24 28H22V29L23 30L26 29L25 31H27L28 33L33 31V34H36L38 31L43 33L44 32L43 28L39 27L40 25L43 24V21L46 22L45 23L46 27L49 26L50 28H53L55 25V21H54L56 19L55 16H53V14H46L45 12H43ZM191 13H194L193 18L191 16L192 15ZM208 16H209V18H208ZM196 18H197V20H196ZM37 19H42V20H37ZM21 21H22V18H21ZM23 22L24 21H22L21 24H23ZM28 25L32 26L33 30H31V31L28 30V28H26ZM47 33L48 32H44L45 35H47ZM51 34H48V35L51 36ZM56 34H57V37H59L61 39H62V37L63 38L65 37V36H62V37L59 36L58 32H56ZM53 36H55V35H52L50 38H52ZM47 37H49V36H47ZM116 39H120V38H117V37L114 38L113 37L112 40L107 39L109 41L108 45L105 42H99L98 44H93V45H99L101 43L106 48H112L113 44L115 45L114 42H116ZM77 41L80 42V40H77ZM112 49L118 55V53H117L118 48L115 47ZM238 60L236 61L233 58H228V59L223 60L220 67L219 66H213V68H211V69H204V68L201 69L200 68V69H196V70H193V69L149 70V69H144L141 66L142 64H140L139 62H136L134 60L133 61L130 60L131 64L133 66L124 69L125 71L123 69H120L119 71H124L127 74L132 73L131 80H130L131 81V84H130L131 88H133V87L150 88L151 93H152L154 98L158 99V98L164 96L170 100L174 99L175 104H179L181 107H183L185 109L196 110V109H199V107L203 104L208 105L209 103L211 104L212 102L218 103V101L219 102L222 101V102H226V103L228 102L232 107L234 106L233 108L231 107L232 116H237L239 118L250 117L251 116V108H252L251 103L241 102V101L236 102L233 99V87H234V82L236 81L233 74L245 72L244 67L241 66V63L238 62ZM188 70H190V71H188ZM180 75H182L183 77ZM187 75H188V77H187ZM183 78H184V80H183ZM194 78H196V79L194 80ZM221 79H224V80H221ZM191 82H192V84H191ZM199 83H201V84H199ZM223 85H224V87H222ZM186 87H187V89H186ZM220 87H221V89H220ZM249 88H252V87L249 86ZM206 91H210V100H208L207 97L205 96L207 93ZM175 94H176V96H174Z\"/></svg>",
    "mask_w": 264,
    "mask_h": 264
},
{
    "label": "water",
    "instance_id": "obj_4",
    "mask_svg": "<svg viewBox=\"0 0 264 264\" xmlns=\"http://www.w3.org/2000/svg\"><path fill=\"white\" fill-rule=\"evenodd\" d=\"M245 144H250V143H245ZM245 144H243L241 148H243V146H244ZM253 149H254V148H252V146H251V147H250V153H245V154H251V152H252ZM243 153H244V152H243ZM143 178H145V177H143ZM32 261H38V260L32 259ZM245 261H246L245 259H241V263H243V262H245Z\"/></svg>",
    "mask_w": 264,
    "mask_h": 264
}]
</instances>
